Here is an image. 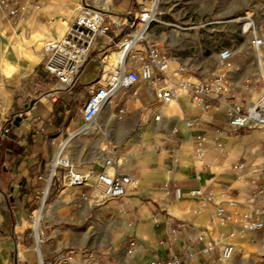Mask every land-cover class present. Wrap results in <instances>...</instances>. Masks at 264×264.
Masks as SVG:
<instances>
[{
    "label": "crops",
    "instance_id": "1",
    "mask_svg": "<svg viewBox=\"0 0 264 264\" xmlns=\"http://www.w3.org/2000/svg\"><path fill=\"white\" fill-rule=\"evenodd\" d=\"M7 1L18 10L14 18L8 13L5 15L9 21L15 20L16 36L29 33L46 41L59 38L83 5V0ZM138 5L129 0H113L106 11L123 16ZM228 9L229 4L226 15ZM225 17L228 18L224 15L216 18L226 20ZM101 41L107 43L105 39L98 40L73 88L62 93L55 103L46 97L55 80L43 69V55L37 50H19L26 62L20 69L23 75L27 72L28 78H19L17 82L19 97L14 109L24 119L3 131L0 146V218L2 213L9 218L0 221V264H60L59 259L69 254L72 257L69 264H146L174 257L181 264H230L231 260L219 261L215 252L202 253L204 245L194 240V229L212 237L228 229L210 226V214L216 202L202 203L189 198L187 193L198 188L210 190L216 200L221 193H228L247 204L257 183L264 182V130H227L229 107L233 104L245 107L263 91V83L255 80L256 64L254 72L249 74L242 73L240 65L233 68L231 80L236 93L232 99L211 101L210 109L204 110L189 95L180 94L172 104L159 110L158 123L151 117L141 121L143 114L150 116V109L159 105L150 88L138 85L136 96L130 92L119 93L110 106L101 110L90 133L98 134L100 146L110 148L113 155L104 153L95 161L75 163L70 154L64 153L74 137L90 135L78 132L83 124L81 109L102 75V57L113 50L110 45L102 49ZM8 44L1 36V68L7 60L16 62L15 54L8 53ZM112 55L106 58L108 64L112 62ZM169 59L171 69L185 66L183 58ZM190 79L197 81L198 78L181 76L173 81L192 82ZM244 79L250 82L248 88L242 83ZM122 106L126 108V115L118 121L115 116ZM190 120H199L201 124L189 129L185 122ZM174 128L177 133L172 135ZM197 137L204 139V153L200 158L194 153ZM97 147L92 145L94 149ZM52 150L55 151L52 158L59 151L63 157L68 156L77 172L102 171L99 161L109 157L113 162L111 171L135 178L138 186L121 199L109 200L100 198L97 191L89 188L63 187L58 177L57 183L51 184L52 198L47 214L38 223L39 236H34L27 222L19 225L14 222L13 207L29 212L36 210L42 188L39 180L47 171ZM241 163L244 166L239 169ZM254 169L259 172L258 181L251 177ZM42 189L45 194L47 185ZM176 190L180 191L179 198ZM42 201L43 195L37 213L42 212L45 204ZM4 222L8 232L2 236ZM92 225L97 228L95 232H90ZM131 241L135 242V251L131 250Z\"/></svg>",
    "mask_w": 264,
    "mask_h": 264
},
{
    "label": "built area",
    "instance_id": "2",
    "mask_svg": "<svg viewBox=\"0 0 264 264\" xmlns=\"http://www.w3.org/2000/svg\"><path fill=\"white\" fill-rule=\"evenodd\" d=\"M0 4L11 18L16 16L18 10L14 5L7 0H0ZM158 14L152 4L140 6L137 11L117 16L102 7L84 2L74 21L65 27L61 36L48 41L43 46V69L55 80L52 89L46 93L50 103H55L62 93L69 92L73 88L82 68L98 46L99 39H105L107 42L105 44L102 43L103 40L100 42L102 49L107 45L113 47V50L102 57L104 64L102 75L90 90L89 98L81 109L83 124L79 133L90 134L94 130L95 119L101 110L108 104L110 106L111 101L121 92H130L136 96V87L140 84L153 91L155 100L159 104L156 109H150V116L149 114L141 116L142 122H146L151 117L155 123H158L161 117L159 110L172 104L180 94L189 95L192 101L204 110L210 109L211 101H227L234 97L236 86L231 80V73L235 71L231 65L233 52L227 48H221L217 52L214 67L205 77L197 79L196 82L173 81L183 76V67L177 71L171 69L166 52L148 39L153 24L157 23ZM241 22V33L250 37L254 51L261 50L264 53V33L261 30L257 32L250 17L241 18ZM112 54L114 55L112 62L108 64L106 58ZM106 66L108 67L105 68ZM255 80L263 83V91L257 95L254 102L245 107L236 104L229 107L228 131L264 130V75L256 71ZM242 83L246 88L250 85L248 79H244ZM125 115L126 108L119 107L116 120L121 121ZM200 124L199 120L185 122V126L189 129ZM176 133L177 129L174 128L171 134ZM216 133L222 134V131L216 130ZM203 141L202 137H197L194 144V153L198 158L204 153ZM64 157L54 169L50 160V182L56 176V171H62L60 181L63 187L89 188L109 200L121 199L138 186L135 178L118 175L112 171L110 173L113 162L109 157L105 161H99L103 166L102 171L99 172L93 169L77 172L68 156L64 155ZM243 166L241 163L238 168L241 169ZM251 177L258 181V170H252ZM175 194L177 198L180 197L179 190H176ZM187 196L202 203L216 202L210 214V226H227L228 229L219 231L215 237L194 229V240L204 245L202 253L215 252L221 262H227L232 258L239 242L264 231V182L257 183L252 200L247 204L240 203L228 193H221L220 198L216 200L212 191H203L200 188L190 190ZM81 197L85 198V194ZM130 247L135 251L134 241L130 242ZM71 260L72 257L67 256L59 259L64 263ZM146 264L181 263L174 257L170 260H151Z\"/></svg>",
    "mask_w": 264,
    "mask_h": 264
},
{
    "label": "rangeland",
    "instance_id": "3",
    "mask_svg": "<svg viewBox=\"0 0 264 264\" xmlns=\"http://www.w3.org/2000/svg\"><path fill=\"white\" fill-rule=\"evenodd\" d=\"M112 1L107 0L106 3L100 2L96 4L94 0H83V4L87 2L95 7L108 9ZM152 1L129 0V2H138L139 4L134 11H137L140 6L150 5ZM227 4H229L228 15H226ZM157 12H159L156 18L157 23L153 24L148 39L158 43L160 48L163 47L168 57H173L177 61L179 58L185 60L183 61L185 64L183 66V76L188 77V79L190 77L198 79L205 77L214 67L216 54L221 48L232 50V68L240 65L242 66V73L249 74L253 71V67L256 64L255 53L250 43V37L241 33V18L250 17L264 33V0H160ZM6 13L7 11L0 4V37L3 36L9 41L8 53L11 54L13 52L15 54L16 62L7 60L2 68L0 65V146L2 144L3 131H8L15 122H20L24 119L23 115L19 116L18 110L14 111L18 103L17 98L19 97L17 82L19 78L22 80L28 78L27 72L23 75V71L20 69V65L26 64V62L19 50L20 48L28 51L37 50L43 55V46L48 42L42 40L38 35H29V33L25 36L17 37L15 34L16 22L15 20L9 21V18L5 17ZM221 15L228 16V18L225 17L227 18L226 20L216 18ZM43 61L44 59L42 58V63ZM180 67L182 66L173 67V70L177 71ZM190 80L196 82L193 79ZM85 95L87 96V94ZM255 100L256 98H254L253 102ZM99 141L100 136L95 133L88 136L74 137L69 142L68 149L64 154H70L71 159L75 163L84 160L95 161L103 156L104 153L110 155L111 149L100 146ZM94 144H97L99 148H92ZM54 152V150L51 151L50 159H52ZM48 163H50V160ZM109 172L111 173V170ZM61 174L62 171H56V176L52 178L48 191L45 192V195L47 194L46 201L42 207L39 223L42 222L43 217L47 214V205L52 198V181L57 183V178ZM49 175L50 166H48L43 176L40 177V187L43 188L47 185ZM42 188L38 195V206L43 195ZM38 206L32 212L19 210L16 205L13 207L14 222L18 225L22 221L27 222L29 228L34 232V236H39L40 233L39 224L36 232L33 229V223L37 220ZM94 216L95 213L91 215L90 220L92 222ZM1 217L0 221L9 219L3 213ZM7 226L4 222L2 226L4 229H1L2 236L7 235ZM96 230V226L92 225L90 232H95ZM79 252L85 253L83 251ZM67 257H71V254ZM230 260V264H264V231L239 242L236 252ZM66 263L69 264L70 262ZM66 263L60 261V264Z\"/></svg>",
    "mask_w": 264,
    "mask_h": 264
},
{
    "label": "bare ground",
    "instance_id": "4",
    "mask_svg": "<svg viewBox=\"0 0 264 264\" xmlns=\"http://www.w3.org/2000/svg\"><path fill=\"white\" fill-rule=\"evenodd\" d=\"M95 1V3L96 4H98V3H100V2H102V3H106L107 2V0H94ZM160 2V0H154L151 4L153 5V8H154V10H158V3ZM158 21V20H157ZM252 21H253V23H254V26H255V28H256V30H257V32H259L260 31V29H259V27H258V25H257V23L252 19ZM159 22V21H158ZM254 53H255V59H256V71H258L259 73H261V74H263L264 75V53L261 51V50H259V51H254ZM112 56H114V55H112ZM62 159H64V157L61 155V151H59L52 159H51V166H52V168L54 169L55 168V166L62 160ZM64 162H65V160H63ZM49 184H50V180L48 181V184H47V188H48V186H49ZM44 201H45V194H44V196H43V201H42V205H43V203H44ZM36 216H37V220H36V222L33 224V227L35 228V230L37 231V228H38V219H40L41 218V212L40 213H37L36 214Z\"/></svg>",
    "mask_w": 264,
    "mask_h": 264
}]
</instances>
